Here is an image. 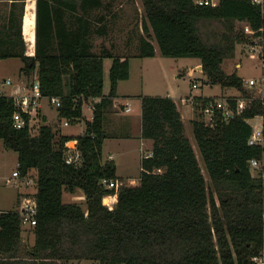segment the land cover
Wrapping results in <instances>:
<instances>
[{
	"label": "trees",
	"instance_id": "16d2710c",
	"mask_svg": "<svg viewBox=\"0 0 264 264\" xmlns=\"http://www.w3.org/2000/svg\"><path fill=\"white\" fill-rule=\"evenodd\" d=\"M143 4L145 34L136 54L154 55V37L162 54L199 56L208 81L240 88V95H228L234 106L239 98L246 100L231 117L216 109L211 123L201 118V110L192 119L214 186L207 185L174 98L145 94L142 135L153 138V147L141 158L140 183L122 185L113 208L103 202L115 188L102 179L118 177L116 162L103 158L108 135L105 110L117 94L119 80L130 75L129 57L107 46L94 50L93 33L108 31L106 14L97 11L104 0H37L35 46H29V53L25 43L13 48L0 45V56H20L22 71L37 72L43 95L60 97L58 116L84 119L85 128L71 135L46 122L35 133L30 120L16 127L14 97L0 94V137L18 152L22 174L36 170L38 201L37 222L28 226L34 232L32 244L23 241L18 209L0 211V264H73L83 258L99 264H257L252 257L264 248V183L250 159L264 156V143L248 142L253 128L248 119L262 114L264 132V97L250 93L243 77L227 72L222 62L245 34L248 43L253 42L242 29L244 23L262 34L264 51V5L257 0H218L215 5L143 0ZM201 17L229 22L222 41L208 43L202 38L197 25ZM235 20L243 22L240 29ZM105 56L113 58L108 93ZM95 96L101 98L87 119L83 104ZM202 96H198L202 104L212 98ZM24 114L29 117L27 111ZM72 138L77 139L79 154L68 161L72 149L67 142ZM79 187L87 209L79 202L63 201L65 189L75 192Z\"/></svg>",
	"mask_w": 264,
	"mask_h": 264
},
{
	"label": "rangeland",
	"instance_id": "374dc122",
	"mask_svg": "<svg viewBox=\"0 0 264 264\" xmlns=\"http://www.w3.org/2000/svg\"><path fill=\"white\" fill-rule=\"evenodd\" d=\"M105 5L99 8L97 11L105 13V24L108 29L106 34L100 35L93 33L92 40L94 42V47L96 51H99L103 46L110 47L114 52H124L130 53L131 58V76L130 78L121 79L118 85L117 94L113 97L117 102L119 107V114L122 117L134 114L135 110L140 107L142 96L145 94L149 95H172L175 97L182 110L185 118L187 119V124L185 127L186 134L190 137L194 148L196 150L200 165L202 167L203 173L207 180V185L213 187V182L211 180L210 174L206 168L203 156L200 152L198 143L196 141L193 125L189 120L192 116H198V111L202 110V102L198 96L207 95L212 97H218L222 95L232 94L240 95L241 90L236 86H224L218 82H210L207 80L208 76L204 70L199 66L201 65V58L194 55L185 56H171L164 55L159 49L158 42L153 37L155 47L157 48L156 56H150L143 58L138 54L133 52L138 51V39L140 35L145 34L143 29V20L146 17V10L143 4V0H104ZM107 3V4H106ZM264 5V0H262ZM235 27L240 29L243 25L242 21L235 20ZM229 22L221 17H201L197 21L198 30L202 38L208 42H219L223 40L224 33L228 32ZM98 25V23H96ZM243 31L244 28H242ZM133 33L132 43L126 44L124 42L125 37L128 32ZM251 37V36H250ZM246 39V40H245ZM245 39L235 42V48L232 53L226 55L222 62L223 68L227 72L236 71L239 73L243 79L246 89L250 93L256 96L264 97V68L262 65V58L251 48V43H248V39L245 34ZM3 47H14L3 45ZM10 48V49H12ZM112 56L104 57V92L108 93L110 89V77L109 69L112 64ZM19 64H23L21 57L13 56H0V84L6 76L18 77V71L20 69ZM20 73V72H19ZM24 81L30 80L34 76V71L31 75H27L24 71L20 74ZM255 77L258 82L250 85L249 78ZM198 82V86H194L193 83ZM15 83V81H14ZM4 90L7 93H12L13 85L3 84ZM192 95L191 102L193 104L194 110L192 109L191 103H187L183 100L187 96ZM44 107L49 113L51 118L56 111V106L50 102L48 96L42 98ZM128 100V105L132 107L131 110H125L122 106V102ZM88 103L84 102L83 108L86 110L87 115H91L92 109L87 107ZM48 107V108H47ZM35 112V113H34ZM129 113V114H127ZM196 113V114H195ZM33 119H31V132L35 133L38 131L39 125L44 121V115L40 112V108L33 111ZM203 118V115L202 117ZM62 117L57 116L48 121L53 126L62 122ZM259 116L255 115L250 117L248 120L250 123H255ZM105 126L109 130V134L113 135L118 132H122L125 127L120 125L118 121H114L113 116L106 118ZM85 123H80L79 120L72 121L70 124H62L63 132L75 131L78 134L81 133L82 127ZM61 128V127H60ZM59 128V133L62 130ZM119 134V133H118ZM73 139L72 141H74ZM111 138L103 146V158L107 156V153L113 149H116V143L110 142ZM76 141V140H75ZM74 141V142H75ZM72 143V142H70ZM130 153L132 155V161L130 164H125L122 161L121 172L126 174H132L133 176H140L139 170V157H140V145L139 138L133 139L129 142ZM129 150V148H126ZM76 158L78 157L77 147L71 151ZM123 157V156H122ZM123 160V158H122ZM18 152L7 146L4 139L0 137V205L6 206L8 208L18 209L20 206L17 202L18 197V187H27L26 182H22L21 179L14 178L12 174L14 169L18 168ZM117 161V159H116ZM262 162H264V156L262 157ZM255 169V170H254ZM259 168H253L255 173ZM32 176L36 177V170H30ZM5 176L10 177L9 181L5 180ZM129 184H139L140 177L137 180L129 181L125 179ZM21 184V185H20ZM32 189L36 188V183L31 185ZM78 192H71L68 190L63 191V201H76L82 204L84 209H87L86 196L82 188H78ZM108 198V197H107ZM110 198V197H109ZM1 205V206H2ZM23 241L29 244L34 242V232L28 226H23ZM69 261V260H68ZM67 261H63L65 264ZM73 264H99L96 259H86L83 258L80 261H74Z\"/></svg>",
	"mask_w": 264,
	"mask_h": 264
},
{
	"label": "crops",
	"instance_id": "0c3cea01",
	"mask_svg": "<svg viewBox=\"0 0 264 264\" xmlns=\"http://www.w3.org/2000/svg\"><path fill=\"white\" fill-rule=\"evenodd\" d=\"M20 31L22 32L21 35H20ZM21 36L23 37V39ZM36 36H37V0H0V45L16 46V45H20L22 43H25V45L28 47V52L30 53L31 50H29V46H35ZM140 37H141V35H140ZM132 40H133V33H131V31H129L127 36L124 39L125 45L132 43ZM137 45H139V39H138ZM94 50H95V47H94ZM133 53L136 54L137 51L133 52ZM120 54L122 55V57H125L127 55L129 57V55H130V53H124V52H120ZM156 54H157V48H156L155 54L151 55V56H156ZM17 57H20V56H17ZM146 57H150V56H143V58H146ZM129 62H130V75L128 78H130V76H131V58L130 57H129ZM22 65L23 64H19V67H20V69L18 71L19 78L14 77V79H13L15 81V83L13 84V90H15L18 87V84L22 85L24 80H25L24 78H21V76H20V74L23 72L21 70ZM199 66L201 67V65H199ZM124 79H126V78H124ZM120 80H119V82H120ZM118 85H119V83H118ZM227 95H232V94H227ZM43 97H45V96H43ZM42 98L40 100L41 105L39 108H40V112H42L44 115V118H45L44 121L46 123H48V121H51L53 119V117L55 118L57 116L58 110L56 108L55 113L50 118L48 111L44 107L45 105L43 103ZM100 98H101L100 96L90 97L89 100L86 101V103H88L87 107H90L92 109L91 115H87L85 108H83L85 117L87 119H91L93 117V103L95 101L99 100ZM173 98L177 103V106L181 112V115H182V118H183V121H184V124L186 127L187 119L185 118V115L183 114V110H182L178 100L175 97H173ZM185 102H187V101H185ZM187 103H191V102H187ZM191 105H192V109L194 110L192 103H191ZM83 106H84V104H83ZM122 106H125L124 107L125 110H131L132 109V107H130L128 105V100L125 102H122ZM128 106L130 107V109H127ZM194 112H195V110H194ZM127 114H129V113H127ZM110 116H113L114 121H118V123H120V125L124 126L125 129L122 132H118L119 134L115 133L113 135H110L109 130L106 128L105 123H104L105 129H106L108 135L104 139L103 146L107 142V140L109 138H111L110 142L116 143V149H117V151L111 149L107 153V156L104 159H109L110 155L112 154L113 155L112 159L116 162V165H117V170H116L117 176L122 177L124 179H129V181L137 180L138 177H140V176H133L132 174H128V173L124 174L121 172L120 169L122 167V161L125 164H130L132 161V158H131L132 155L130 153V146L128 147L129 142L131 140L139 138V145H140V149H141L139 162H138L139 170H141V158H142V156L146 153H151V150L153 147V138L145 137L142 135V101H141L140 107L138 108V110H135L134 114H132V115L129 114L126 117H122L119 114L118 104L113 98L107 104L106 110H105V119L107 117L110 118ZM257 116H259L261 119H258L255 123H257V124L262 123L263 122L262 114H257ZM194 117H195V115L192 116L191 118H189L188 121H190L192 123V119ZM64 119L65 118L62 119L61 125L59 123L55 127H59V128L61 127L60 129L62 130V124H64V122H63ZM105 119H104V121H105ZM79 121H80V123H83V122L85 123L84 119H81ZM71 122L72 121H70L68 124H70ZM68 124H65V125H68ZM84 128H85V125L82 127L81 131H83ZM62 132H63V130H62ZM63 133H67V134H71V135H77L78 134L75 131L63 132ZM73 139H76V138H72L69 141H71ZM126 148H129V150ZM122 158H123V160H122ZM116 159H117V161H116ZM17 163H18V161H17ZM29 173H30V175L33 174L32 172H29ZM12 174H13V172H12ZM11 176H13L14 178L21 179L22 182L25 181L27 187H29V189L26 187H23V186L18 187L17 202L20 205L22 195L25 193H28L30 191L35 192L36 188L32 189V187H30L32 184H28L26 177L22 173L20 175H11ZM78 191H80V190H78V188H77L75 192H78ZM1 205H0V211L11 210V209L13 210V208H8L6 206H3V205L1 206Z\"/></svg>",
	"mask_w": 264,
	"mask_h": 264
},
{
	"label": "built area",
	"instance_id": "2783aa9c",
	"mask_svg": "<svg viewBox=\"0 0 264 264\" xmlns=\"http://www.w3.org/2000/svg\"><path fill=\"white\" fill-rule=\"evenodd\" d=\"M197 1L199 3H209L212 5L218 3V0H197ZM257 1L262 2V0H257ZM244 30L246 33L250 34L251 38L253 39V42H250L251 48L254 51H257V53L261 56L262 65L264 68V51H263L262 34H255L256 29L253 28L249 23H244ZM248 81L250 85H253L258 82L257 78L255 77H250ZM3 84L13 85L14 80L11 76L5 77L2 80V84H0V94L6 93L14 97L17 108L13 113V123L16 127H22L27 123V121L29 120L31 121L33 117L35 118L36 115L35 114L33 115V111L34 110L36 111L40 107L41 105L40 100L44 96L41 90V83L37 75V72L34 71V76L30 80L24 81L22 85L18 84V87L12 93H7L4 90ZM193 85L198 86L199 84L198 82H194ZM191 98H193L192 95L183 98V100L189 102L191 101ZM49 99L50 102L53 103L56 107L61 104V99L59 96L54 95L49 97ZM245 106H246V100L244 98H239L236 102V105L234 106L231 103L230 99L228 98V95H222L218 97H212L205 104H202L201 111H202L203 119L207 123H211L214 120V114L216 109H222L226 117H231L235 115V113L240 112ZM127 109H130V107L128 106ZM24 111H27L29 113L28 118L24 114ZM63 122L64 124H68L70 120L68 118H65ZM252 125L253 128L248 138V142L251 144L264 143L263 124L254 123ZM75 140L77 141V139ZM74 141L71 140L67 142L71 149L76 148V141L75 142ZM146 154L148 155L150 153H146ZM112 156L113 155L111 154L110 158H112ZM74 158H76V156H74L72 152L69 153L67 156L68 161H72ZM250 165L252 168H259L264 183V162H262V158L252 157L250 159ZM28 173L23 175L26 177L28 184L33 185L34 183H36V177L35 175L32 176L30 175V173L29 174ZM20 174L21 172L19 168L13 170V175H20ZM5 180L9 181L10 177L5 176ZM102 181L107 186L115 188L114 192H109L103 196V202L109 208H113L117 201L118 189L122 185L129 183L122 177H113V178L104 177ZM19 206L20 207L18 208V212L22 225L23 226L34 225L38 219L37 217L38 201L36 197V192L30 191L28 193L23 194ZM252 258L257 262V264H264V248L259 253L253 255Z\"/></svg>",
	"mask_w": 264,
	"mask_h": 264
}]
</instances>
